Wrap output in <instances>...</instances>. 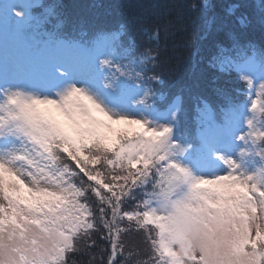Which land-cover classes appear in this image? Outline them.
Instances as JSON below:
<instances>
[{
	"label": "snow or ice",
	"instance_id": "snow-or-ice-1",
	"mask_svg": "<svg viewBox=\"0 0 264 264\" xmlns=\"http://www.w3.org/2000/svg\"><path fill=\"white\" fill-rule=\"evenodd\" d=\"M64 48L94 52L112 78L94 89L60 69L0 63V264H75L78 254L87 264H264V54L238 64L251 112L233 115L229 150L208 173L176 111L161 123L109 107L105 90L119 76L140 79L155 56ZM231 52L217 46L212 62L225 67ZM151 96L133 104L154 108ZM132 232L135 251L123 239Z\"/></svg>",
	"mask_w": 264,
	"mask_h": 264
},
{
	"label": "trees",
	"instance_id": "trees-1",
	"mask_svg": "<svg viewBox=\"0 0 264 264\" xmlns=\"http://www.w3.org/2000/svg\"><path fill=\"white\" fill-rule=\"evenodd\" d=\"M24 2L27 16L19 24L18 41L35 52L46 51L60 40L93 45L107 38L133 59L139 60L146 52L155 56L140 73V79L134 75L124 78L148 86L152 92L149 102L158 111L180 98L178 134L193 148L201 143L199 130L206 122L201 109L209 104L213 117L222 121L226 114L245 107L250 90L238 64L251 54H264V0ZM221 45L232 49L223 68L214 64L211 56ZM117 62L129 64L128 59ZM123 239L133 251L138 245L142 247L141 237L135 232ZM92 259L91 255L72 257L75 264H87Z\"/></svg>",
	"mask_w": 264,
	"mask_h": 264
},
{
	"label": "rangeland",
	"instance_id": "rangeland-1",
	"mask_svg": "<svg viewBox=\"0 0 264 264\" xmlns=\"http://www.w3.org/2000/svg\"><path fill=\"white\" fill-rule=\"evenodd\" d=\"M24 0H5L4 4H0V63L7 65L9 61L14 62L20 67L32 70L38 74H44L49 69L56 72V68H52L48 61L40 60L31 51L25 48V45L18 41V36L21 35L19 30L20 21L24 20L26 15L24 12ZM16 11L24 13L23 16H17ZM100 47L111 46L107 41L100 43ZM64 46L78 47L80 43L69 44L62 43L58 44L55 50V61L57 63V69L67 73V76H61L60 72H56L60 79H77L79 84H88L90 87L103 89L104 77L107 76L112 78V71L106 68H101L99 60L95 58V53L87 55L88 58L82 56L80 49H68ZM252 55L251 57H253ZM109 60H113V56L106 57ZM105 59V57H101ZM255 59H259L255 56ZM117 62V60H116ZM118 63V62H117ZM116 64H113V71ZM119 76V74H117ZM245 74L243 73V76ZM123 76H119L116 81L115 91L105 90V95L109 99V107H115L117 111L126 112L130 115H145L150 120H157L161 123H165L171 120V112H178L179 100H177L165 113L156 112L154 108L145 109L143 106L133 104L134 100L141 99L143 92L149 89L147 86L136 85L128 86L122 81ZM124 79V78H123ZM262 81H256L257 87ZM121 102L113 103L111 98H120ZM252 98H255L254 96ZM148 103L151 104V102ZM247 107L244 109L245 112H251V106L247 100ZM205 113H210L208 106L205 108ZM231 118H228V122L218 124L214 120L210 123L209 127L205 130L206 141H204V147H198L199 153L204 152L205 149H209L211 153L226 152L229 150L228 142L233 138L232 124H230L233 118L234 112L231 113ZM259 112L257 111V120H259ZM177 127V125H176ZM259 131L260 129L257 128ZM203 157H205L203 155ZM209 162V168L206 169L210 173L212 165L215 162V156L212 159H207Z\"/></svg>",
	"mask_w": 264,
	"mask_h": 264
},
{
	"label": "clouds",
	"instance_id": "clouds-1",
	"mask_svg": "<svg viewBox=\"0 0 264 264\" xmlns=\"http://www.w3.org/2000/svg\"><path fill=\"white\" fill-rule=\"evenodd\" d=\"M134 81V80H133ZM135 82V81H134ZM136 83V82H135Z\"/></svg>",
	"mask_w": 264,
	"mask_h": 264
}]
</instances>
